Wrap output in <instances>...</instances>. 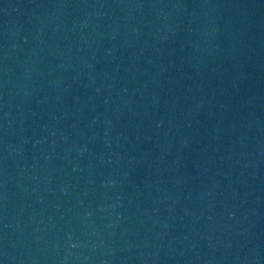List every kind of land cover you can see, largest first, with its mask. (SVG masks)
Wrapping results in <instances>:
<instances>
[{"label": "water", "instance_id": "obj_1", "mask_svg": "<svg viewBox=\"0 0 264 264\" xmlns=\"http://www.w3.org/2000/svg\"><path fill=\"white\" fill-rule=\"evenodd\" d=\"M0 264H264V0H0Z\"/></svg>", "mask_w": 264, "mask_h": 264}]
</instances>
